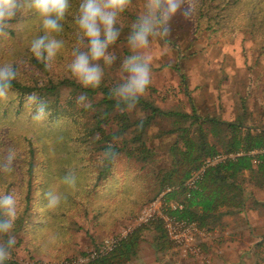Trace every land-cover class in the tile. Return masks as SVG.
<instances>
[{
	"label": "rangeland",
	"instance_id": "374dc122",
	"mask_svg": "<svg viewBox=\"0 0 264 264\" xmlns=\"http://www.w3.org/2000/svg\"><path fill=\"white\" fill-rule=\"evenodd\" d=\"M79 3L80 0H69V12L62 21L63 31L56 35L64 42V47L46 67L53 82L61 79L78 82L71 75L68 64L77 46L74 15ZM143 3L144 0H132L116 25L120 35L108 50L114 57L113 62L105 65L100 61L103 75L116 82H124L128 75L121 70L123 61L131 54L127 43L130 33L126 31L142 12ZM176 17L182 18L178 12L173 18ZM5 31L6 35H0V66L11 64L17 72L16 79L23 86L45 85L47 78L33 66L31 60L35 57L30 51L33 39L43 35L40 20L31 12L20 14ZM184 31L170 28L167 36L180 50L167 47L159 38H149L146 54L151 60L150 87L157 91L150 99L164 110L179 104L189 110L179 75L172 69L177 65L188 86L197 89L193 96L200 107L210 110L211 106H218L226 116L240 98L247 96L249 113L255 120L250 124L264 126V50L250 41L241 45L229 36L222 39L203 35L191 40ZM186 48V53H181ZM27 96L9 91L6 99H0V194H13L17 202L14 226L9 233L0 236V243L5 246L9 237L15 239L4 264H76L83 259V254H89L105 240L119 235L156 196L154 174L166 167L168 157L165 154L173 138L157 140L154 137L157 129L169 128L166 123L150 128L146 139L157 154L158 164L138 169L137 174L142 178L139 183L134 181L129 162L119 158L112 170V181L95 185L93 177H88L89 182L80 180L76 186L73 168L77 163L67 153L72 142L63 135L68 130L69 120L61 116L62 113L56 116V110L50 114L46 111L41 121L34 120L36 106L26 103ZM67 96L68 92L62 91L58 110L66 109ZM89 104L76 99L73 112H80ZM80 116L83 127L79 130L84 131L90 127L89 113L86 117ZM10 151L15 159L11 171L4 172L3 165ZM96 156L94 152L90 154L92 163ZM81 166L92 167L89 162ZM65 178L74 182L66 183ZM245 190L248 197L251 195L264 202V193L251 184H247ZM49 192L61 197L56 208L48 207ZM1 218L6 217L1 213ZM229 218L235 219L233 228L226 225L223 229H215L205 239L210 264H264V206L244 216ZM132 264L199 263L183 258L178 250L166 255L157 253L152 237L145 235L138 259Z\"/></svg>",
	"mask_w": 264,
	"mask_h": 264
},
{
	"label": "trees",
	"instance_id": "16d2710c",
	"mask_svg": "<svg viewBox=\"0 0 264 264\" xmlns=\"http://www.w3.org/2000/svg\"><path fill=\"white\" fill-rule=\"evenodd\" d=\"M188 8L191 11L186 17L182 12ZM178 13L181 20L172 18L169 26L178 27L182 32L185 30L184 35L188 33L191 40L203 35L222 39L229 36L241 45L250 41L264 50V0H184ZM126 32L131 34V27ZM159 39L167 47L180 50L167 37ZM186 50L181 53H186ZM31 62L46 76L47 83L27 87L15 79L9 91L20 96L35 94L43 101L45 111L50 114L56 110L53 112L56 116L62 113L61 116L69 120L68 130L63 135L72 142V148L67 153L77 163L73 168L76 186L80 180L88 181V177H93L95 185L112 181V170L119 158L129 162L134 181L141 182L137 170H144L157 161V154L146 139L148 132L153 126L166 123L169 128L157 129L158 134L154 137L157 140L171 137L173 142L165 154L168 157L166 167L159 169L154 179L157 193L164 188H172L168 200L183 205L181 211L171 212V215L194 223L199 230L211 232L223 229L225 218L244 216L248 211L264 206L261 199L248 197L245 190V186L251 184L264 193V126L250 124L255 120L249 113L247 96L240 98L226 116L218 106L204 109L193 96L197 89L188 86L186 78L175 65L172 69L179 75L188 111L181 104L168 110L158 107L150 99L157 91L150 86L135 107L130 109L112 95L113 90L123 82L103 75L100 85L95 88H85L73 79L56 80L54 83L48 77L43 62L36 58H32ZM62 91L68 92L66 109L58 110ZM82 96L90 103L89 107L74 113L76 99ZM87 113L90 127L80 131L83 124L79 116L86 117ZM93 152L98 155L93 159L94 163L89 158ZM237 153L241 155L208 167L196 189L187 190L185 183L191 173L206 160L217 155ZM85 162L91 163L92 167L81 166ZM145 235L152 236V245L157 253L166 255L176 251L167 239L162 224L157 221L135 229L106 255L82 264H132L138 259ZM201 247L205 251V247Z\"/></svg>",
	"mask_w": 264,
	"mask_h": 264
},
{
	"label": "clouds",
	"instance_id": "9594fccd",
	"mask_svg": "<svg viewBox=\"0 0 264 264\" xmlns=\"http://www.w3.org/2000/svg\"><path fill=\"white\" fill-rule=\"evenodd\" d=\"M184 0H144L143 10L131 26V34L127 43L131 54L123 61L122 72L128 75L124 82L112 92L114 98L122 101L128 107L134 108L139 99L146 94L152 83L151 60L146 54L150 47V37H167L170 32V21L181 10ZM132 0H80L74 15L77 28V46L72 52V61L68 69L73 77L85 88L98 87L103 77L100 61L110 65L114 57L108 51L113 45L120 30L116 25L121 21L122 14L130 7ZM69 0H0V35H6L10 22L20 14L34 13L41 22L43 35L31 42L30 51L34 57L50 66L58 52L64 47V42L56 38L63 31L62 21L69 12ZM191 9H184L182 15L189 16ZM81 48L87 51H81ZM17 72L11 64L0 66V99H6ZM81 101L85 98L82 96ZM28 105H35L33 119L41 121L47 113L45 105L35 94L26 98ZM15 154L9 152L3 171H11ZM66 183H73L65 178ZM48 207L56 208L61 197L53 192L47 193ZM16 198L13 194H0V213L5 219H0V236L9 233L16 219ZM15 239L9 237L7 245L0 243V264H4L10 256Z\"/></svg>",
	"mask_w": 264,
	"mask_h": 264
},
{
	"label": "built area",
	"instance_id": "2783aa9c",
	"mask_svg": "<svg viewBox=\"0 0 264 264\" xmlns=\"http://www.w3.org/2000/svg\"><path fill=\"white\" fill-rule=\"evenodd\" d=\"M241 153L230 155H217L213 159L206 160L202 166L193 171L185 183L188 191L195 190L201 181L204 171L226 159H234ZM173 192L172 188H164L157 195L144 205L133 222L115 238L105 240L97 249L89 254L83 255V259L76 264L87 263L98 256L109 253L117 244L127 238L135 229L146 226L153 222H160L167 239L179 251L183 258H190L199 264H210V259L206 252L200 247V240H205L210 232L199 230L197 226L185 219H180L171 215V212H178L183 209V205L177 201L168 200L167 196ZM188 197V194H187Z\"/></svg>",
	"mask_w": 264,
	"mask_h": 264
},
{
	"label": "crops",
	"instance_id": "0c3cea01",
	"mask_svg": "<svg viewBox=\"0 0 264 264\" xmlns=\"http://www.w3.org/2000/svg\"><path fill=\"white\" fill-rule=\"evenodd\" d=\"M257 196H259V194H257ZM249 212H251V211H249ZM233 220H235V219H233V218H225L223 221H224V223L226 224V225H229V227H231V228H233V225H234V221ZM152 237V236H151ZM152 241H153V238H152ZM201 242V244H200V247H201V245L202 246H204L205 247V251L204 252H206L207 250H208V244H207V241H205V240H200ZM202 248V247H201ZM177 250V249H176Z\"/></svg>",
	"mask_w": 264,
	"mask_h": 264
}]
</instances>
